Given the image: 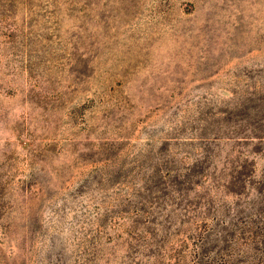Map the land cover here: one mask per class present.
Returning <instances> with one entry per match:
<instances>
[{
  "label": "rangeland",
  "instance_id": "374dc122",
  "mask_svg": "<svg viewBox=\"0 0 264 264\" xmlns=\"http://www.w3.org/2000/svg\"><path fill=\"white\" fill-rule=\"evenodd\" d=\"M0 264H264V0H0Z\"/></svg>",
  "mask_w": 264,
  "mask_h": 264
}]
</instances>
